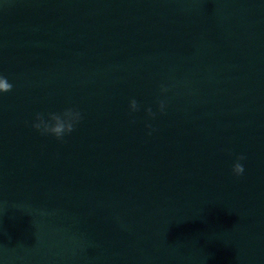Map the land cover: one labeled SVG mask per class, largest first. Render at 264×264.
Segmentation results:
<instances>
[{"label":"water","instance_id":"obj_1","mask_svg":"<svg viewBox=\"0 0 264 264\" xmlns=\"http://www.w3.org/2000/svg\"><path fill=\"white\" fill-rule=\"evenodd\" d=\"M0 76V264H264V0H0Z\"/></svg>","mask_w":264,"mask_h":264},{"label":"clouds","instance_id":"obj_2","mask_svg":"<svg viewBox=\"0 0 264 264\" xmlns=\"http://www.w3.org/2000/svg\"><path fill=\"white\" fill-rule=\"evenodd\" d=\"M13 85L8 82L6 77L0 76V93L9 92L12 90ZM168 91L163 85L161 86V92ZM158 108L161 113L164 112L165 103L164 101L158 102ZM140 110V106L136 99H131L129 101V111L131 113H136ZM147 115L154 118L156 113L153 112L151 107L145 109ZM83 117L81 112L76 108H65L61 112H48L46 115L44 113H36L34 122L31 127L35 129L40 135H50L53 136L58 141H63L64 137L71 134L76 126L81 123ZM135 123V120L131 121ZM146 128L152 129L151 124H146ZM151 135V131L148 133ZM246 159L244 155L237 157L236 163L232 166V171L236 176H240L244 173V166L240 163L241 160Z\"/></svg>","mask_w":264,"mask_h":264}]
</instances>
